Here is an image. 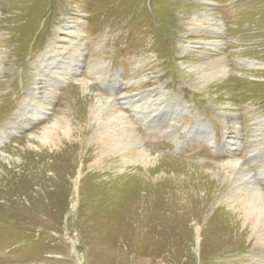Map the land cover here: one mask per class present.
<instances>
[{
  "label": "rangeland",
  "instance_id": "rangeland-1",
  "mask_svg": "<svg viewBox=\"0 0 264 264\" xmlns=\"http://www.w3.org/2000/svg\"><path fill=\"white\" fill-rule=\"evenodd\" d=\"M41 1H0V8L3 7L0 9V58H3L0 63L5 66L0 68V172L4 170L3 164L6 169H12L9 158L24 159L23 155L32 151L30 146L41 150L42 144L34 137L41 136L58 121L61 127L54 134L62 146L59 151L66 143L65 124L71 126L72 139L80 140L83 150L78 153L73 176L69 173L73 170L71 163L66 164L64 159L47 160L46 178H37L36 185L30 186L24 177H18V181L3 188L6 191H0L3 194L0 227L5 230L0 233V264H249L248 255L255 250L256 242L253 243L249 234L233 244L225 219L217 214L219 207H225L231 214L234 212L229 207H238L233 202L228 203L230 206L222 203L232 190L220 164L227 161L224 154L231 149L226 148L225 140H218V127L225 117L239 121V125H233L241 133L237 158L246 163L249 151L264 144V132L258 134L260 126L256 122L264 119V0H210L215 4L210 7L203 6L202 0ZM207 12L225 22L222 38L226 42V55L231 57L227 67L230 72L200 82L185 71V67L197 62L196 58L191 51V56L182 54L180 47L198 46L211 38L209 33L190 31L193 20ZM21 33L24 35L18 39ZM66 51L69 53L64 55V60L54 56ZM45 52L52 53L55 64L44 71L54 75L49 80H37L38 64ZM72 53L81 55L76 72L68 68ZM234 55L254 64L249 67L245 62H238ZM102 63L110 69L109 85L101 77ZM55 73L67 77L56 79ZM144 80L149 81L144 83ZM84 82H88L89 91L84 88ZM155 86L164 87L185 103L188 111L183 116V126L191 127L192 122L194 126L197 118L203 119L216 126L213 128L217 140L205 144L184 134L178 148L169 137L167 140L146 137L143 148L149 161H145V166H141L143 161L132 166L133 174L145 176L144 181L138 179L134 186L145 189L152 198L155 195L160 198V226L157 230L151 225L150 231L129 240L123 238L129 232L122 227L117 233L122 238L113 239L117 228L108 229L103 224L112 214L100 211V186L88 176L91 172H102L104 175L98 179L102 182L107 179L105 175L116 177L122 170L128 173L133 168L120 163L118 152L102 153L103 146L94 143L98 128L91 124L89 113L83 124L79 122L82 113L92 110L96 92L107 95L114 92L118 98H131ZM47 92L55 93V98L50 105L41 106ZM82 98L90 104L87 111L80 104ZM159 124L153 125L154 128L162 126ZM160 141L161 146L153 149L152 144ZM43 149L53 151L49 147ZM215 151L220 152L217 155ZM85 154L88 155L86 166L81 159ZM13 165H16L14 170H20L18 163ZM253 165L249 164L250 168ZM125 172L121 175H127ZM138 189L134 190L136 194ZM207 192L213 195L210 203L203 199Z\"/></svg>",
  "mask_w": 264,
  "mask_h": 264
},
{
  "label": "bare ground",
  "instance_id": "bare-ground-1",
  "mask_svg": "<svg viewBox=\"0 0 264 264\" xmlns=\"http://www.w3.org/2000/svg\"><path fill=\"white\" fill-rule=\"evenodd\" d=\"M16 2H14V3H16ZM36 3L40 4L39 2H36ZM42 4H43V2H42ZM202 4H203V6H206V7H210V6L215 5L210 0H202ZM25 5H27V4L25 3ZM26 7H28V5ZM1 8H3V7H1ZM18 8L19 7L17 6V9ZM14 9H16V8H14ZM40 9H41V7H40ZM2 11L4 12V10H2ZM30 13H31V11H30ZM32 14H33V12H32ZM224 23L225 22L221 21L220 19L211 17V13H208V12L203 13L202 17H197L193 20V26L190 28V31L191 32L192 31L197 32L198 34L200 32H205L207 34L209 33L212 40H211V38H209V40L206 42H200V44H199L200 46L199 45L195 46V45H191V44H183L180 47V51L182 54H184L185 56H191V55H189V53L191 51V53H193V58L194 59L196 58L197 62L195 64L189 66V67H185V71H187V73H189V74L194 75L195 78L198 79L200 82H202L206 78L225 76L230 72V70H228L227 67L229 65L228 64L229 59H231V57H228L226 55V52H225L226 51L225 50L226 42H224V40L222 38L223 33L225 31L224 30V28H225ZM22 29H24V28L22 27ZM22 29H19V30H21V32L23 33L24 31ZM22 33L18 39H22L21 36L24 35V34L22 35ZM14 36H12V37H14ZM18 41H20V40H18ZM188 42H190V41H188ZM195 48H199V51H196ZM238 48H240V47H238ZM73 49L76 50L75 52L78 51L77 47H73ZM231 51H232V49H231ZM68 53H69V51H66L65 53L60 54V55L55 53L54 56L56 57L57 60H60V58H61V60H64V58H63L64 55H68ZM235 58H237L238 62H245L247 64V66H249V67L252 66L251 64H254V63L248 62V60H245L244 58H241V56H239V57L235 56ZM235 58H233V59H235ZM2 59L3 58H0V61ZM52 59L53 58H52L51 52L50 53L45 52L41 56L40 63L38 64L39 70H37V71H40V73H38V75H37V80L42 79V78H46L49 80L50 75H52V76L54 75L49 70L47 72L44 71V68H48V67L55 64L54 61H52ZM68 62L70 63V65L68 66L70 71L76 72L78 69V66L80 65V62H81V55L72 53L69 56ZM100 65H102V67L100 69V71H102L101 72L102 76L101 75L100 76L102 78H104L105 79L104 81H106V83L108 84L109 80H107V77H110V73H109L110 69L107 65H105V63H102ZM4 67H3V64L0 63V68L4 69ZM50 69H51V67H50ZM61 75L62 74H56V79L63 78V80H64V78L67 77L66 74L63 76H61ZM37 80H36V83H37ZM147 81H149V80H144L143 82L145 83ZM83 86H84V88L87 89V91H89L88 90V88H89L88 82H84ZM179 91H180V89H179ZM112 94L113 95H111V94L107 95L106 92L103 93L102 91L98 92V93L96 92L95 98L93 97L94 98L93 100L95 101V103L92 105V110L90 112L82 113L83 115L79 114V115H81V119H82V120H80L81 122H79V123L84 122V119L86 118V114L89 113L91 115V118H90L91 124L97 126V128H98L96 133H95L96 140L94 141V143L96 145L103 146L104 149H102V153L114 155L115 152H118V153H120L119 155L121 156L119 160L122 161L120 163L123 166H126V167L130 166L131 168H133V169L129 170L128 173L125 172L126 170L121 169L122 171L120 173L124 174V172H125L127 175H121L120 174V176L116 175V177H114L115 175L114 176L113 175H105V177L107 179L102 180V182H99L100 180L98 181V179H100L104 175V173H102V172H100V173L96 172V171L91 172L90 176H88L90 180L92 179L93 182H97V185L100 186L101 194H100V200H99V204H98L100 211L102 213L108 212V213L112 214L110 216V219L104 221V223H103L104 226H106L108 229L111 228L110 226L117 228V232H116L113 239H116V237H117V239L122 238V234L118 236L117 233H118V230L123 227L124 230L126 229L129 232L127 235H123V238L125 240L126 239L129 240L130 238H136L138 236L140 237V235H143L146 232L150 231L148 229L151 225H153L154 228H156L157 230L159 229V226H160V222L158 221L161 218L160 217V215H161L160 214V205H159L160 198L158 199L157 197H155L156 195L155 196L153 195L154 198H152V196H150V194L148 192L144 191L145 189L144 190L141 188L138 189V188H136L137 186H134L135 185L134 183L138 179L144 181L145 176H143L142 174H139V173L133 174L134 167H132V166H135V165L137 166V162H142V161L143 162L141 163V166H145L146 165L145 161L146 162L149 161L148 154H147L146 150L143 148L145 138L146 137H151L153 139H157V138L158 139L159 138L164 139V138H166V140H167V138L169 137L170 140L172 142H174L175 146L179 148L182 145V140H183L182 136L184 134H186L187 138H190L192 140L194 139L195 141H197V140L203 141L205 144H206V142L208 144H211L215 140H217V136L214 134L215 129L213 128V127L216 128V126L212 127L209 122H205L203 119H199V118H197V120L195 121L194 126H193V122H192L191 127L183 126L184 123H183L182 119H183V116L186 115V112L188 111L185 103L177 100V97H175L176 95L174 96L173 94H169L165 90V88L161 87V86H158V87L155 86V88L153 87V89L146 90V91H144L143 94H140L136 97H131V98L130 97L118 98L114 94V92H112ZM53 98H55V93H52V94L49 92L45 93L43 95V100L41 101L42 102L41 106L42 105H50L51 101H53L52 100ZM80 101H81L80 104L82 106V109L87 111L88 105H90L88 100L84 101V99L82 98V99H80ZM124 109L125 110L129 109L132 112H125ZM175 109H178L179 111L177 112ZM172 110H173V112H172ZM224 116H227V115H224ZM89 117H87V119ZM59 120H63V119H59ZM256 122L259 123V126H260V128L257 130L258 134L263 133L264 132V119L263 118L257 119ZM58 123H59V121L57 123L53 124L51 127L44 130L43 134L41 136L34 137V138L38 139L39 144H42L41 150L39 149L40 147L30 146V148L32 147V151L30 150L27 155L24 154L23 155L24 159L20 158L18 160L12 161V157L10 156L11 159L9 158V160H10L9 162L12 165L11 170H9V168L6 169L5 165L3 164L4 162L1 161V162H3L2 166H3L4 170L2 173L0 172V191H2V189L5 188L10 183L16 181V179L18 177H24L26 179L25 181H28L30 183V186L36 185L37 181H39L40 179L43 178L44 171L47 172L49 170V166L46 163L47 160H49V161L52 160V161L58 162V160L64 159L63 162H65L66 164L71 163L70 167L73 170L69 171V173L72 176L74 175V172H75L74 169H76L77 163L79 161V154L78 153H80L81 150H83V146L80 144V140H75L77 142L76 143L72 139L71 132L73 129L71 128V126L69 124H65L66 127L64 128V135L66 138V143L64 144V147L61 149V151H59V148L62 146H61L60 141L55 139L56 137L54 134V132L58 128L61 127L60 124H58ZM157 123H160L159 125H162V126H160L159 128H154L153 125H155ZM236 124L239 125V121H237V119H235L234 117H232V119H228L227 117L223 118L222 123L219 124L221 127H218V128H220V132H219L220 139H218V140H220V141L225 140L226 148L231 149L230 151H226L224 154V156L227 157V161L220 164V168H223V171H225L226 175L228 176L227 185H230L231 190H232L230 193H228V196H226L225 200L222 201V203L227 205L228 203L233 202L238 207L236 208L235 206L233 207V206H230V204H228L230 206L229 208L233 209L234 214L233 213L231 214L230 212L225 211L226 210L225 207H219V209L217 208L218 209L217 214L221 215L222 219H225L224 224H226L229 228L228 230H229V234L231 233V235H232L231 239L233 240V244H236L238 241H240V239H243L245 236L246 237L249 236V234L251 235L250 239H254L253 243L256 242V247L254 248L255 250L251 251L249 253L248 256H250V257H249V260H247V262L249 264H252V260H253L254 264H264V144L263 145L260 144L258 148H253L251 151H249V159H248L249 162L248 163L238 159L237 158V153H238L237 149L240 148L239 144L241 143V141H240L241 140V133H240L239 128H236L233 126ZM139 126L145 128V129H142ZM90 128H92V127H90ZM218 128H217V130H218ZM11 131H13V130H11ZM84 134L86 136L88 133H84ZM180 137H181V139H177ZM262 137L264 138V133H263ZM82 139L83 138H81V142H82ZM1 144H2V139H0V145ZM156 146L160 147L161 141L159 143L154 142L152 144L153 149H156ZM46 147H49L53 151L49 152V151H46V149H43ZM232 149H234V150H232ZM215 152H216L215 154L218 155L220 151H215ZM221 155H222V153H221ZM69 158H70V160H69ZM81 159H83L82 162L86 166V163H88V155L85 154L84 156L81 157ZM5 160H7V159H5ZM68 160H69V162H68ZM16 162L19 165V166H17L20 169L19 171L14 170L15 169L14 167L16 165H13V163L17 164ZM251 163H254L252 168H250V166H249V164H251ZM84 164H83V168L85 167ZM50 167H52V166H50ZM55 168H56V166H55ZM136 168H139V167H136ZM252 169L256 170V172L254 173ZM51 170H52V168H51ZM131 171H132V173H131ZM57 172H55V173H57ZM103 172H105V171H103ZM63 173H65V172H63ZM221 173H223V172H221ZM37 178L39 180H37ZM151 178H152V176H151ZM198 178H199V176H198ZM28 179H31V180H28ZM54 179H56V178H54ZM166 180H167V178H166ZM17 181H18V179H17ZM139 183H140V181H139ZM155 185H156V183H155ZM212 185H213V183H212ZM40 186L43 188L44 181L40 183ZM46 187L48 188V186H46ZM144 187H146V186H144ZM160 187L161 186H159V188ZM194 187H195V184H194ZM169 188H170V185H169ZM171 188H172V186H171ZM190 188H191V186H190ZM132 189H133V191L137 190V189L139 191L137 194H136L137 191L136 192L134 191L135 194L132 195V192H133ZM150 189H152V188H150ZM177 189H178V187H177ZM193 189H195V188H193ZM4 191H6V190H4ZM141 191H144V193H141ZM147 191H148V189H147ZM39 192H41V191H39ZM2 196H3V194L0 192V201L2 199ZM172 197H173V195H172ZM157 199H158V201H157ZM203 199L207 200L210 203L213 199V195L211 193L208 194V192H207V194H205ZM17 200H18V198H17ZM199 202H200V200H199ZM153 204H154V206H150ZM175 204H177V203H175ZM235 204H232V205H235ZM226 205H222V206H226ZM206 207H207V205H206ZM164 208H166V207H164ZM177 208H178V206H177ZM198 209L199 208H197V210ZM167 210H168V208H167ZM201 210H202V208H201ZM163 211H164V209H163ZM196 214H194L195 217H196ZM3 217H4V215H3ZM212 217H214V216H212ZM197 218H198V216H197ZM19 220L23 221L22 219H20V217H19ZM19 220L16 219V221H18V223H19ZM240 220L242 221V223H240ZM161 221H162V219H161ZM214 222H213V224H215ZM1 223H3L2 217H0V224ZM27 225L30 228L29 224H27ZM210 225H212V224L210 223ZM241 225H242V230L240 228ZM213 227H214V225H213ZM1 231H5L4 227H0V233H2ZM214 232H216V231H214ZM216 234H218V233H216ZM219 236H221V235H219Z\"/></svg>",
  "mask_w": 264,
  "mask_h": 264
}]
</instances>
